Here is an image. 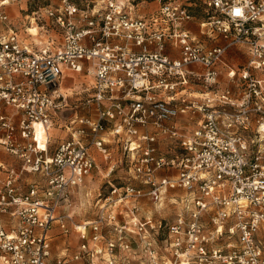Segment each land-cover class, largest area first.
Segmentation results:
<instances>
[{
	"label": "built area",
	"instance_id": "1",
	"mask_svg": "<svg viewBox=\"0 0 264 264\" xmlns=\"http://www.w3.org/2000/svg\"><path fill=\"white\" fill-rule=\"evenodd\" d=\"M12 1L0 0V22ZM146 1L57 0L46 10L57 47L53 36L36 47L0 30V148L14 157L0 161V264H264V0H156L135 15ZM198 1L209 14L201 27L224 44L184 27ZM233 46L250 55L228 70L235 89L220 86ZM66 71L94 82L89 114L69 119L55 145L52 127L70 107ZM109 139L122 145L117 160ZM92 147L110 163L106 177L122 175L77 221L62 208L98 168ZM27 175L36 178L26 185ZM168 196L174 216L145 211Z\"/></svg>",
	"mask_w": 264,
	"mask_h": 264
},
{
	"label": "rangeland",
	"instance_id": "2",
	"mask_svg": "<svg viewBox=\"0 0 264 264\" xmlns=\"http://www.w3.org/2000/svg\"><path fill=\"white\" fill-rule=\"evenodd\" d=\"M73 1L80 6L84 5L85 3V0H73ZM121 1L124 2L125 0H121ZM56 4H57V0H13L8 6L5 7V10L7 11L9 15V20L7 23L0 22V30H6L8 29V27H12L21 35L24 41H27L28 43H32L36 47H41L47 39L53 36L56 40V43L54 44V46L57 47L58 46L57 41L61 39V32L60 30L54 27L53 21L48 16L47 11H46L47 7H49L50 5L55 6ZM157 5H158V2L156 0H147L145 7H143L142 4H140V7H139L140 9H138L135 15L143 16L145 15V12H148V10H152V9H149V7H155ZM191 9L194 12L195 16H202V18H205V20H209L208 19L209 14L206 12V7L200 1H198L196 5L191 6ZM234 47L245 48L249 54V51L247 47L245 46H233L231 48H234ZM249 58H250V55H249ZM244 66L231 67L230 65L226 64L223 67H221L220 86L236 88V85H237L236 81L233 84V86L230 85V83L227 81L229 78L227 74L228 70H235L238 73V71ZM194 67H196V69L199 70L200 67L202 66L194 65ZM224 75H226L225 76L226 79H222ZM77 80L79 81H76L75 82L76 85H74L76 89L93 86L94 79L91 74L81 73L78 75ZM194 85H199V84H192L191 86H194ZM64 93L70 94L72 93V89L67 90V91L64 90ZM74 93H76L75 90H74ZM85 95H87L86 92H85ZM196 96L200 97L202 95L196 94ZM75 98H76V95H73L70 98L68 97L69 101H74ZM76 103L78 104L79 102L77 101ZM72 105L74 106V104ZM78 105L80 106V108H77L79 114H83V115L89 114L88 106L87 107L83 106V104L81 105L78 104ZM65 124L66 123L64 121H62L61 119H58V121H56L55 124L53 125L52 133H54L53 134L54 136L52 139L54 141L61 140L62 138L66 136L67 131H66ZM57 135H60V136L57 137ZM3 151L4 150L0 148L1 156L4 155ZM5 158L8 160L13 159L12 155H9V154L6 155ZM106 161L107 160L103 156L101 160V163L103 162L102 167L100 165L101 170L99 172L98 171L94 172L93 175L87 179V183H86L87 186L85 187L83 186L81 190L76 191V193L74 194L72 206H65L64 208H62L64 212H69L70 214L74 215L75 220L80 221V220L91 219L93 217V212H94V204H95L94 198L96 197L97 193L99 191L103 193L108 191V187H107L108 180H112L113 182H117V183L120 181L116 179L115 177L116 175L118 176L122 175V171H120L119 173L112 174L109 177H106L107 166L110 164ZM34 177L35 175H27L26 177L27 179H24V184L27 185V183L32 181L31 179ZM88 191H92V195H85L86 192ZM163 206H164L163 208H161L160 210H157V208L153 204L148 203L145 206L146 208L145 211H151L155 214H158L159 212H161L162 215L171 216V217L174 216L176 212V207L175 205L170 203L169 196L166 198ZM76 237H77V234L73 232L72 238L74 242H76L77 240Z\"/></svg>",
	"mask_w": 264,
	"mask_h": 264
},
{
	"label": "crops",
	"instance_id": "3",
	"mask_svg": "<svg viewBox=\"0 0 264 264\" xmlns=\"http://www.w3.org/2000/svg\"><path fill=\"white\" fill-rule=\"evenodd\" d=\"M143 7H145V5ZM151 8L152 7H149V9H151ZM145 13H147V12H145ZM203 21H205V18H202V16H195L192 20L186 22L184 24V27L186 29H188L189 31H191L193 33V35H195L200 41L204 42L205 44H208V45H211V46L222 45L224 43V39L220 36V33L218 31H211V30H208L206 32V30L201 27V23ZM135 49L141 50L142 48H141V46H135ZM166 52L169 55H171L173 58H178L180 56L179 48L174 47L170 43L166 47ZM248 61H249V54H248L247 50L245 48H242V47H234V48L229 49L226 52V54L224 55V63L223 64L221 63V67H223L226 64L230 65L231 67H235V66L241 67V66L246 65L248 63ZM191 68H196V67L191 66ZM201 69H202V67H200L199 70H201ZM78 75H79V73H76V72H73V71H66V73L64 75V79H63V83H62L63 87H64V90L67 91V90L72 89V93H70V94L67 93V95H68L69 98L72 97L73 95H76V98H75L74 101H69V106L70 107L64 109L62 111L60 117L57 118L56 121H58V119H61L62 121H64L67 124L69 119H72L74 116L83 115V114H79L78 113L77 108H80V106L78 104H80V105L83 104V106H86L85 102L87 100L89 92L84 90L85 87L76 89V87L74 86V85H76L75 82L79 81V80H77L78 79ZM225 76L226 75H224L222 77V79H226ZM227 81L232 86L235 83V81H231L229 79ZM233 89H235V87ZM74 90L76 91V93H74ZM203 90L204 89H203V87L201 85H194V86L189 87V92L192 93V94H195V95L196 94L202 95L203 94L202 93ZM85 92H86L87 95H85ZM77 101L79 102L78 104L76 103ZM82 101H84V102H82ZM72 104H74V106ZM200 117H201V115L199 114L198 117L195 119V121H193V120L189 119L188 117L184 116L182 118V126H183V128H187L188 130L193 129L194 127H196V120L200 119ZM66 131H67L66 132V136L64 138H62V139H65V138L68 137L69 131L67 129H66ZM51 133H52V131H51ZM53 134L54 133H52V135ZM59 136L60 135H57V137H59ZM61 140L54 141L55 145L58 144ZM109 141H110L109 142L110 148H111V151H112V159L113 160H117V159H119L121 157L122 145L117 143V142H115V141H113L112 139H109ZM92 151H93V154L96 157V160H97V163H98V168L95 169L94 172H96V171L99 172L101 170L100 165L102 167V163L103 162L101 163V160H102V157L104 155L100 151L95 149L94 147H92ZM3 153H4V155H2V156L0 155V161H5V162H9V163L14 162V157L13 156H12V158H13L12 160H8V159L5 158L6 155H8V153H5V151H3ZM93 173L90 176H92ZM172 173H176V171L175 170H170L169 171V170H165L164 169V170L161 171L160 174L161 175H165V174H172ZM90 176H88L86 178L85 183L83 184L84 187L87 186L86 185L87 179ZM35 178H36V176L34 178H32V179H35ZM83 186H82V188H83ZM73 199H74V196H73ZM76 239H77V237H76ZM68 242L70 244H72L73 246H75L78 243L77 240H76V242L73 241L72 235L69 236Z\"/></svg>",
	"mask_w": 264,
	"mask_h": 264
},
{
	"label": "bare ground",
	"instance_id": "4",
	"mask_svg": "<svg viewBox=\"0 0 264 264\" xmlns=\"http://www.w3.org/2000/svg\"><path fill=\"white\" fill-rule=\"evenodd\" d=\"M63 89H64V87H63ZM40 135H43V132H42V130L40 131Z\"/></svg>",
	"mask_w": 264,
	"mask_h": 264
}]
</instances>
